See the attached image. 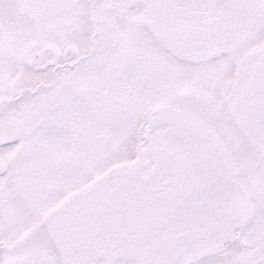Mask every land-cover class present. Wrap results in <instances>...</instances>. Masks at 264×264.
Listing matches in <instances>:
<instances>
[{
	"label": "snow or ice",
	"instance_id": "1",
	"mask_svg": "<svg viewBox=\"0 0 264 264\" xmlns=\"http://www.w3.org/2000/svg\"><path fill=\"white\" fill-rule=\"evenodd\" d=\"M0 264H264V0H0Z\"/></svg>",
	"mask_w": 264,
	"mask_h": 264
}]
</instances>
